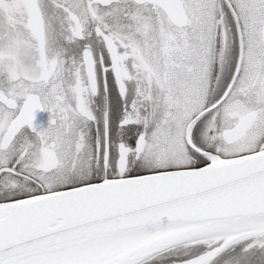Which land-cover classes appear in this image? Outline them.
Here are the masks:
<instances>
[{
  "label": "snow or ice",
  "instance_id": "1",
  "mask_svg": "<svg viewBox=\"0 0 264 264\" xmlns=\"http://www.w3.org/2000/svg\"><path fill=\"white\" fill-rule=\"evenodd\" d=\"M0 264H264V0H0Z\"/></svg>",
  "mask_w": 264,
  "mask_h": 264
}]
</instances>
